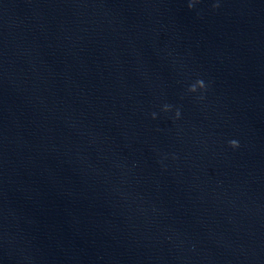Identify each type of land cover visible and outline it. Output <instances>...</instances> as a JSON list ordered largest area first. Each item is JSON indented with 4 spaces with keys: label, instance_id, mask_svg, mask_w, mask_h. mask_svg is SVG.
I'll return each instance as SVG.
<instances>
[{
    "label": "water",
    "instance_id": "water-1",
    "mask_svg": "<svg viewBox=\"0 0 264 264\" xmlns=\"http://www.w3.org/2000/svg\"><path fill=\"white\" fill-rule=\"evenodd\" d=\"M0 188L100 264H264V0H0Z\"/></svg>",
    "mask_w": 264,
    "mask_h": 264
},
{
    "label": "clouds",
    "instance_id": "clouds-1",
    "mask_svg": "<svg viewBox=\"0 0 264 264\" xmlns=\"http://www.w3.org/2000/svg\"><path fill=\"white\" fill-rule=\"evenodd\" d=\"M218 6H219L218 4H217V5H214V7H218ZM189 7L191 8L192 5L189 4ZM197 87H199V88H204L205 85H204L203 81H197V83H196L195 85L191 86V88H190L189 90L192 91V92H195L196 89H197ZM169 108H170L169 105H164L163 110H164V111H168ZM152 115H153V118L155 119V118H156V114L153 113ZM176 115H177V117H179V115H180L179 111H177ZM229 144H230V146L233 147V148L239 147L238 141H236V140H231V141H229Z\"/></svg>",
    "mask_w": 264,
    "mask_h": 264
}]
</instances>
